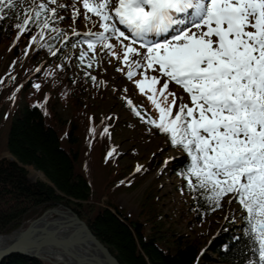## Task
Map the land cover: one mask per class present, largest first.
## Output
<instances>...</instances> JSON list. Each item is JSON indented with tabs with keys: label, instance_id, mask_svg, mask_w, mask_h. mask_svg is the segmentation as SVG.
Listing matches in <instances>:
<instances>
[{
	"label": "snow or ice",
	"instance_id": "snow-or-ice-1",
	"mask_svg": "<svg viewBox=\"0 0 264 264\" xmlns=\"http://www.w3.org/2000/svg\"><path fill=\"white\" fill-rule=\"evenodd\" d=\"M24 4L0 0V21L15 18L21 35L38 27L33 44L44 41L46 32L55 34L52 39L66 36L59 26L66 21L73 36H83L70 47L85 43L95 54L100 46L121 61L118 72L128 69V80L142 77L136 87L142 95L151 93L147 98L158 119L145 120L131 99L128 106L190 158L183 177L188 191L197 194L195 202L203 201L208 212L233 202L239 206L224 219L234 223L239 215L251 253L247 264H264V0H29L26 9ZM81 18L98 30L81 34L74 26ZM40 47L57 56L49 44ZM87 56L81 51L79 59Z\"/></svg>",
	"mask_w": 264,
	"mask_h": 264
},
{
	"label": "trees",
	"instance_id": "trees-1",
	"mask_svg": "<svg viewBox=\"0 0 264 264\" xmlns=\"http://www.w3.org/2000/svg\"><path fill=\"white\" fill-rule=\"evenodd\" d=\"M15 22H18L15 18L0 21V36L4 27L7 31L14 27ZM39 30L32 26L31 32L25 31L21 35L15 29V46L22 45L26 53L31 37ZM43 43L57 50V56H52L47 47L40 45L23 62L11 53L6 73L0 74V100L4 101L0 109V130L7 121L3 145L15 159L14 164L0 165V234H9L24 221L38 218L46 210L63 205L79 214L121 264H215L217 259L203 251L206 235L196 229L204 227L207 220L224 205L215 212L206 211V207L201 206L203 201H194L193 197L197 194L188 191L186 181L185 190L195 225L189 234L178 230L171 217L166 215L169 222L164 220L165 216L157 207L158 195L154 188H149L142 196L141 220H132L114 201L104 206L98 204L103 190L115 198L123 191L122 187L133 186L136 177L141 174L136 170L132 174L125 173L120 169V152L115 150L108 157L109 152L115 149L111 132L116 122L112 118L101 121L90 110L84 96L88 84L98 96L100 82H93V75L87 70L83 69L78 76L70 71L60 38L50 37ZM6 79L8 83L5 85ZM34 84H40V90ZM59 90L63 93L60 99L66 97L69 100L63 105L69 107L71 104L67 117L57 110L55 94ZM22 95H25L26 102L19 105ZM127 108L132 116L152 127L136 116L129 106ZM153 129L168 141L166 135ZM189 165L190 158L185 153V159L176 164L177 174L183 177ZM27 166L42 172L46 181L30 182ZM153 166L154 159L147 171ZM242 228V221L238 225L227 222L208 241V247L221 262L247 264L246 258L251 253ZM0 264L52 263L39 257L13 254Z\"/></svg>",
	"mask_w": 264,
	"mask_h": 264
},
{
	"label": "rangeland",
	"instance_id": "rangeland-1",
	"mask_svg": "<svg viewBox=\"0 0 264 264\" xmlns=\"http://www.w3.org/2000/svg\"><path fill=\"white\" fill-rule=\"evenodd\" d=\"M64 2L71 3V0H64ZM28 3L29 0H25L24 9L28 7ZM77 7L79 8L81 5L77 4ZM24 9H21V11ZM92 20L96 21L97 18L93 17ZM86 24L87 27L85 26ZM59 26L67 32L66 36L60 37V46H62L63 56H68L66 65L70 67V71L75 76H78L83 69L87 70L90 74L96 77L98 82H100L99 85L101 91L98 96H95L94 90L89 84L87 85V90L84 94L85 101L88 102L90 110L93 113H96L101 121H105L109 118L115 120L116 126L114 130H112L111 135L115 144V150L121 153L118 160L120 169L125 173L132 174L138 165L142 166V170L139 172L141 175L136 177L133 186L127 188L122 187L123 191H121L115 198L112 197L107 190H103L104 192L102 193L101 198L97 201L98 204L104 206L109 204V202L114 201L120 208L126 211L127 215L132 220H141L139 214L142 196L149 190V188H154L158 195L157 207L160 210L161 215L165 216L164 220L169 222L167 216L171 217V222L178 230L189 234L192 226L195 227L194 215L189 208V198L185 190L186 180L184 177L177 174L176 168V164L185 159V153L179 149L171 148L165 137L158 135L152 127H147L140 122L138 118L132 116L127 108V100L131 99L133 105L137 107L142 116H151L154 119L158 118V112L147 98L151 93H147L146 90V94L142 95L136 87L135 82L141 80L142 77L137 75L134 76L133 80H128L126 77L128 69L125 68L123 72H118L117 68L123 67L121 61H118L115 56L107 54L100 46H97L95 54L87 48V44L85 43L77 44L76 47H70L69 45L71 43L83 39V36H73L66 21L60 22ZM74 26L77 31L81 32V34L88 30L93 32L98 30L97 27L92 26L91 22L84 21L82 18L78 19ZM15 29L17 30V28L13 27L5 31L6 27H4L2 30L3 33L0 36V74L5 71L11 53H13L14 58L17 57L19 58V61L23 62L26 57L40 45V43H43L48 38L55 35L46 32L44 41L35 44L31 41L28 45L27 52L24 53L22 45L19 46L17 44V46H15L17 41V33L15 32ZM99 30L102 31V29ZM156 39H163V37H157ZM81 51L88 54L83 61L79 59ZM115 51L117 54L121 51L118 43ZM90 60L95 61L92 64V67L85 65L86 62H89ZM43 61L45 62L46 59ZM4 73H6V71ZM150 74L155 73L150 72ZM7 83L8 79L5 80L4 84L6 85ZM125 89H127V91H125ZM157 90L159 91V86H157ZM169 90H173V85H169ZM176 90L177 95H183L184 101L189 102V97L187 93L183 92V89L176 86ZM61 97H63V93L62 90H59L55 94L57 110L63 116L67 117L68 114H70L71 104L69 103V107H65L63 104L67 103L69 100L66 97H64V100L60 99ZM171 99L172 97H169V101H171ZM25 102V95H22L19 105H23ZM3 103L4 101L1 99L0 109ZM173 114L175 115V109L173 110ZM3 124H5V127H2V130H0V165L5 163L14 164L15 159L13 155L10 154L3 145L6 140L8 122L6 121ZM152 159H154V166L152 170L149 168V171H147L148 165ZM166 161L167 163H165ZM25 168L27 169V179L30 182L33 183L37 180L46 181L44 176L33 177L34 171L36 170L33 166H27ZM132 169L134 170L131 171ZM56 208L66 209L63 205H58ZM238 210L239 206L235 202L231 205L225 204L221 210L207 220L204 227L196 229L198 233L206 235L204 238V245L206 246L203 245V251L212 258L217 259L215 264L225 263L221 262L216 254L210 250L208 247V241L218 233L225 223L229 222L228 220H225L224 217H231L234 213H238ZM234 223L235 225L240 223L239 215H237L236 222ZM148 224H146L147 228ZM45 260L52 264H65L56 263L50 258H46Z\"/></svg>",
	"mask_w": 264,
	"mask_h": 264
},
{
	"label": "bare ground",
	"instance_id": "bare-ground-1",
	"mask_svg": "<svg viewBox=\"0 0 264 264\" xmlns=\"http://www.w3.org/2000/svg\"><path fill=\"white\" fill-rule=\"evenodd\" d=\"M38 176L42 177L43 174L35 170L33 177ZM43 220L51 223L45 226V228L57 238H66L76 230L75 224H63L72 220V213L63 208H57L56 210L47 212ZM11 238L12 235L0 236V249ZM82 238L78 237L61 245L49 244L45 235L39 230L33 229L21 235L17 242V247L23 249L24 252L50 258L56 263L94 264L99 254L90 243Z\"/></svg>",
	"mask_w": 264,
	"mask_h": 264
},
{
	"label": "water",
	"instance_id": "water-1",
	"mask_svg": "<svg viewBox=\"0 0 264 264\" xmlns=\"http://www.w3.org/2000/svg\"><path fill=\"white\" fill-rule=\"evenodd\" d=\"M66 210L72 213V220L63 223V224H75L76 230L69 234L66 238H57L54 235H52L45 226L51 224L49 221L43 220L45 214L49 211L56 210L57 208H50L46 210L40 217L31 219L29 221H26L22 223L21 226H19L17 229L13 230L9 234H0V236H10L12 235V238L9 240V242L0 249V263L8 258L9 256L13 254H23L28 255L31 257H41L43 259H46L45 256H39L35 254H31L28 252H24L23 249H20L17 247V242L21 235L27 231L37 229L39 230L43 235L46 236L48 239L49 244H65L67 242H70L78 237L85 239L88 243H90L94 249L98 252L99 257L95 259L94 264H121L119 260L114 256V254L111 252V250L106 246L91 230V228L88 226V224L79 216L77 212L72 210L71 208L65 207ZM82 236V237H81Z\"/></svg>",
	"mask_w": 264,
	"mask_h": 264
}]
</instances>
